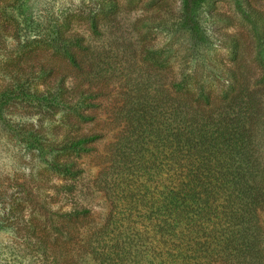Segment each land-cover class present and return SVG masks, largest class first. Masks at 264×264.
Segmentation results:
<instances>
[{
    "label": "trees",
    "instance_id": "1",
    "mask_svg": "<svg viewBox=\"0 0 264 264\" xmlns=\"http://www.w3.org/2000/svg\"><path fill=\"white\" fill-rule=\"evenodd\" d=\"M0 1L6 8L7 1ZM229 1L251 37L258 77L247 75L238 36L221 27H231L234 19L218 10L219 0H179L177 10L141 20L140 29L183 37L187 46H142L141 58L151 69H170L172 57L175 77L167 84L139 77L128 91L123 126L93 182L108 207L103 218H93L78 202L83 172L76 158L102 139L77 131L78 123L93 121L90 113L97 108L92 77H83L85 85L76 92L67 77H53L51 67L31 64L27 77L0 86L2 129L61 182L56 194L69 206L48 224L26 221L25 201L4 208L0 228L22 234L9 264H264V11L251 0ZM9 2L15 16H8L16 23L12 39L21 48L32 43L26 38L30 30L45 28L35 34L43 33L39 43L49 57L84 70L91 48L66 15L60 22L35 23L29 0ZM87 2L88 25L98 35L119 6L116 0ZM5 22L1 38H7ZM218 48L225 50V61ZM31 50L19 55L18 73L11 77L22 76ZM209 53L214 67L206 63ZM207 71L211 77H204ZM14 108L34 112L37 125L42 115L61 112L64 131L47 138L23 114L12 118Z\"/></svg>",
    "mask_w": 264,
    "mask_h": 264
},
{
    "label": "rangeland",
    "instance_id": "2",
    "mask_svg": "<svg viewBox=\"0 0 264 264\" xmlns=\"http://www.w3.org/2000/svg\"><path fill=\"white\" fill-rule=\"evenodd\" d=\"M6 8H0V23L5 22L8 28L7 38L0 37V86L9 83L11 79L20 80L28 76L33 67L46 65L53 69V77H67L69 85L78 87L84 86L83 77H92V82L96 84L97 108L90 115L93 121L89 123H78L80 134L102 135V139L93 146V150L76 158L78 167L82 170V190L78 198L80 205L89 208L93 218H103L108 212L107 204L99 193L95 192L93 182L105 167L103 156L110 146L116 141L123 126V112L129 97V92L138 86L139 77L160 79L161 83L167 84L168 77L174 75V59L169 57V63L173 65L165 71L151 69L141 58L142 46L148 42L163 49H178L186 47L187 42L181 38L168 39L166 35L140 29V22L143 18L156 16L162 10L170 9L175 11L179 7V0H116L119 11L113 18L102 23L99 27V34H92L89 28L86 15L91 4L90 0H29L30 18L36 23L41 20H57L60 22L62 16L66 15L72 26V30L83 36L90 46L89 60L86 62L83 71H76L68 68L59 57H49V51H45L39 40L43 33L35 34L38 30H30L27 34L22 30V35H26L32 43L26 48H21L16 40L12 39L15 32L16 23L9 16L14 17L9 5L13 2L6 0ZM253 6L264 11V0H251ZM4 3L0 1V5ZM218 10L225 12L234 19L231 27L222 26L229 33L238 36L241 42V59L245 62L247 75L258 77L259 72L252 60V41L245 25L239 20L234 8L229 0H219ZM9 15V16H8ZM31 49H36L32 54L31 63L23 64L24 72L21 77H11L18 73V68L14 65L20 61V54H25ZM32 51V50H31ZM39 54V55H38ZM218 57L226 60V52L218 48ZM35 56V58H34ZM207 64L214 67L211 53L207 55ZM27 60V59H25ZM41 63V64H40ZM34 65V66H31ZM200 69L207 70L206 66ZM208 72V71H207ZM210 72L207 76L211 77ZM218 77V76H214ZM217 79V78H216ZM213 85V84H212ZM167 85H164L166 87ZM39 90L42 89L38 86ZM12 118L18 113L23 114L24 122L35 127V113L31 110L14 108L10 111ZM61 112H51L42 115L38 127L42 132L57 134L64 131L61 122L64 120ZM47 137V136H46ZM48 138V137H47ZM61 182L53 175L38 168V164L29 160L24 155L16 142L2 129L0 125V218L2 210L9 209L10 205L17 201H25L23 206V217L27 221L32 220L39 224H48L56 221L58 215L68 211L69 206L62 196L57 195V187ZM22 199V200H21ZM21 209V208H20ZM60 219V218H59ZM264 221V214L262 216ZM22 234H13L11 231L0 228V264H9L10 253L16 249L15 243L22 240ZM28 253V252H27Z\"/></svg>",
    "mask_w": 264,
    "mask_h": 264
}]
</instances>
